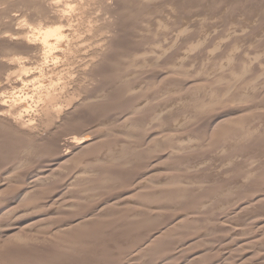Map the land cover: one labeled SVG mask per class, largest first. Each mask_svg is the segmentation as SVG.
Here are the masks:
<instances>
[{"label":"bare ground","instance_id":"bare-ground-1","mask_svg":"<svg viewBox=\"0 0 264 264\" xmlns=\"http://www.w3.org/2000/svg\"><path fill=\"white\" fill-rule=\"evenodd\" d=\"M236 4L237 6L241 4L240 8L237 7ZM27 10L31 11V13L29 12L30 15L25 14L26 17H24V12L22 13L20 11L27 12ZM230 11H234L233 14H235L236 11L237 14L233 15ZM27 16L31 18L30 21ZM32 19L39 20L37 22L33 21V23L31 22ZM147 22L151 25L153 24L154 27L150 26L151 28H149ZM0 23H2V27L0 28V134L8 135L6 137L14 139L17 144V153L13 150L17 157L13 155V153L12 155L9 153V155L5 154L7 155L6 157L0 158V192H2L0 195H3V191L10 190L14 180L16 182L20 177L18 174H15L16 167L12 168V166H7V164L9 165L12 161L17 165L20 163L19 165L21 168L26 166L30 167L29 173H26L29 177L28 189H36L39 185L45 183L42 181L45 180L47 182V179L49 180L52 176L54 178L55 174H58V172L61 174V171H65L66 169H69V171L66 170L68 172L71 170L73 172L72 174H74L70 176L68 174V177H66L67 175L64 173L65 178L68 179L69 185H71H67L69 188L71 187V189L70 193L67 191L66 193H69L70 196L74 191L77 192V190L85 188L88 185H86L88 180L86 178H82V180L79 179L82 175L81 173L89 172V170L92 171L91 169L95 166L96 159H99L98 157L102 154L106 155V153L103 152L99 155L100 151L109 150V147L113 145L122 150L126 146V140L131 139L128 137H131L130 128V131H128V127L125 128L122 126L125 124L119 125L123 120L122 118L120 122L118 120L120 128L117 127V124V126H115V128H118H116V134V130H111L112 127H108L111 128L109 129L111 131H109L107 125L105 126L106 130L109 132L108 134L107 131L105 133L110 136V138H108L106 134L102 136V134H104L103 130L102 134H100L101 132L97 133L99 131H97V128L101 126L100 124L96 125L97 121H95V119L97 118L95 117L97 113L103 114L102 116L104 117V115L110 114V112H108L109 109L117 107L119 111L115 113L119 114L114 113V115L122 116L121 114L126 113L125 111L128 110V107H137V102L134 103V101L143 93L144 88H147L146 84H152V82L154 83L156 81L154 83L155 85L158 81H161V85L159 86H162L160 89V91L162 90L160 92L161 94L150 96L151 98L149 101L151 100L154 104L158 103V105L164 103L162 105H166L167 107H179L180 111H186L189 107H198L200 105L199 100H197L198 102L196 101V98L198 99V97H201L198 96L200 92L197 93V91H200L202 88V90L205 88L207 89V87L211 88L207 86L208 81H210L209 85H211L212 81L216 79V75L214 74H218L219 77L222 74L220 71L217 72L218 69H221V71L223 69L222 67L227 69L228 66L226 65H229L228 63H233L232 65L236 64L234 67H237V64L241 66L240 63H244L245 60L247 61V59L249 60V58L252 57H255V59L261 58L260 60L264 61V0H0ZM168 34L171 35V38L164 39V37H168ZM156 36L158 38L160 36V39ZM162 49H165L167 52L172 49V55L166 54L167 52H162ZM241 52H243V54L247 52V56L248 53L250 56L253 54V56H248L249 58H247V56H245L246 54L244 57L241 55ZM246 64L247 63H244V66L247 67L248 65ZM250 67L248 66V69ZM225 69L223 71H225ZM248 72L250 74V71ZM175 74H178V76H180L179 74L183 76H188L189 74L193 75L188 78H182L181 76V78H177ZM212 75L215 76L214 79ZM222 76L225 78L223 74L221 77ZM224 78H220V80L222 79L221 81H223ZM228 78H226V80ZM217 79L215 81L216 83ZM219 82L220 81H218V83ZM215 84L211 86L214 88L217 85ZM220 84L221 83H219V85ZM219 85L217 88L222 90ZM213 88H211V91ZM214 89H216V87ZM220 89H217L218 91L214 90L213 92H218L219 94ZM227 89H229V87ZM224 90H226V88H224L223 91ZM209 93L211 92L209 91L206 95ZM221 93L223 94L224 92L221 91L220 94ZM255 94L253 96L254 98L258 99L261 97L258 96L259 94H256L257 96L255 97ZM206 95H204V97ZM262 96H264V94ZM200 100H202V98ZM200 103L202 102L200 101ZM228 105L229 104H227L226 107L230 106ZM202 106L199 107L201 108ZM102 107H104L103 110H106L105 112L108 113L105 114L103 110L104 113H102L101 110H99ZM106 107H109V109L107 108V110ZM120 107H124L123 109L126 107L127 109L121 113ZM117 108L116 110H118ZM116 110L113 109L111 112ZM229 110L227 108L225 111L216 112V114L213 113L210 117L206 113L208 119L206 121L202 120L201 122L203 124H201V126L205 125V128L210 132H219L227 127L228 119L230 120L232 118L231 114H233V112ZM205 112H207V110ZM212 112L213 109L211 113ZM40 115H44L45 119L39 121L37 117ZM101 115H98L99 119L102 117ZM229 116H231V118H228ZM106 117L108 119V116ZM118 117L116 118L118 119ZM113 118L116 120L115 123H117V119L114 116L112 119ZM254 120L253 123L256 124L257 128L259 127L264 130V120L260 119L255 122ZM110 122L112 121H109V123ZM99 123L101 122L99 121ZM104 123L106 124L108 122L104 120ZM113 123H111L110 126ZM132 124L133 123H131V125ZM139 130H141V128L138 129V131ZM144 131L146 132V130ZM180 133H182V131ZM231 134L240 139L243 132L237 130L233 131ZM111 135H113V137ZM105 136H107V138ZM3 137L6 139L5 136ZM153 138H155V136ZM105 140H107V142ZM111 140L113 142L112 146H110L111 143L109 144ZM12 141L10 142L12 143ZM13 145H15V143ZM112 148L114 149V147ZM183 148L184 147H182V149ZM201 148H198L199 150L197 149L199 153L197 152L196 155L207 161L209 159V152H206L207 148H205L206 150H204V148L202 150ZM42 149H46L47 151L43 150V152ZM200 150L202 151L200 152ZM110 151L111 148L108 152ZM50 154H53L54 158L51 157V159ZM105 155L104 158L106 157ZM109 156L111 155L107 157ZM176 157L177 156H175V158ZM106 158L103 160L108 161ZM172 158L174 159V157ZM149 159L150 166L144 173V176L148 175L153 182L158 184L161 182V179H163L161 177L166 176V179L169 175L172 177L175 175L173 172H176L180 167L178 160L168 161L169 163L167 162L165 165L159 167L158 165L156 166L158 163H155L158 159L157 156L154 157L153 155V157ZM203 160L200 161L204 162ZM205 163L209 164L207 162ZM12 164L14 165V163ZM106 164L108 163L105 162L103 165ZM103 165H101L102 177L104 175L107 182L113 181L108 179L114 178L119 172L118 169L113 168L114 165L113 167L112 165L103 167ZM20 166L18 167L19 169H21ZM18 168L17 170H19ZM60 169L61 171H59ZM24 170L26 169L24 168ZM172 173L173 175H171ZM79 174H81L80 177L78 176ZM55 177L57 178V176ZM83 179L87 181L85 182ZM225 179L226 178H224V180ZM106 180L104 182H106ZM149 180L150 179H148V181ZM50 182H53V184L56 183L54 180ZM102 182V180H100V182L98 181L96 187L100 186L99 184H105H102ZM91 183L93 184L92 181ZM91 183L89 184V189L92 190L93 187V189H95V186L91 185ZM94 184L96 185L95 182ZM262 184V186H264V179ZM59 188L60 186H57V190L62 189ZM138 190L139 189L136 191ZM17 191H19V188L14 192ZM140 191L142 192V190H139V192ZM7 193L12 195L13 189L11 193H9V191ZM7 193H4L5 197L2 196V198H7ZM31 194L33 195V193ZM16 195H18V193ZM72 195H74V193ZM240 211H242V209ZM163 224L162 222V225ZM170 229L172 228L166 225L161 231L159 230L160 233H158V238L159 236L161 239L164 237L166 238ZM176 229L177 228H175V230ZM80 259L81 258L77 256L74 261L77 263L81 261Z\"/></svg>","mask_w":264,"mask_h":264},{"label":"rangeland","instance_id":"rangeland-1","mask_svg":"<svg viewBox=\"0 0 264 264\" xmlns=\"http://www.w3.org/2000/svg\"><path fill=\"white\" fill-rule=\"evenodd\" d=\"M240 5L237 6L236 4L239 8ZM20 12H24V17H26L25 14L30 15L31 13L29 10H27V12ZM230 13L233 14L234 11H230ZM236 14L237 12L235 11L233 15ZM28 17L29 16H27V18ZM28 20L30 21L31 18L29 17ZM38 20L39 19H32L31 22H37ZM147 23L149 28L154 27L153 24ZM0 24L1 28L2 23ZM168 37H164V39H170L171 35L168 34ZM158 39H160V36ZM164 50L165 49H162V52L166 53L167 51ZM170 50L166 54L172 55V49ZM245 54L241 52V55L244 56ZM245 56H247V54ZM248 56L251 57L253 54L250 56L248 53ZM248 56L247 58H249ZM260 59L252 57L249 58V60L247 59L248 62L246 60L244 61V63H247L246 65L249 67L251 66L249 68L251 70L248 69V66H244V63H240L241 66L237 64V67H234L236 64L232 65L233 63H228L229 65H226L228 66L227 69L222 67V71L225 69L223 72L221 69H218L217 72L220 71L224 76L228 75L224 78L223 76L221 77L222 74L220 77L218 74H214L216 75V79L218 78L219 80L217 79L216 83L215 79L212 81L211 85L216 83V89L209 85L210 81H208L207 86L213 88L212 91L209 87H207V89L205 88V91L202 90V87V89L200 88L201 90L199 89L200 91H197V93L200 92L198 96L201 97H198V99L196 98V101L199 100V106L206 103L204 104L205 106L203 105L205 108L203 106L201 108L199 106L191 107L192 109L189 107L190 109L187 108L186 111H188L186 112L184 110L180 111L179 107H167L166 105H162L164 103L158 105V103H152L151 100L150 102L149 99L152 96L162 91H160L162 86H159L161 85V81L157 82L160 84L156 83L154 85L155 81L154 83L152 82V84L146 82L148 83L146 86L149 88L147 89L145 87L143 93L134 101V103L137 102V107H128L127 111H125V109H127L126 107L125 109H123L124 107H120L121 113H123V111L126 112L121 114L122 116L118 115V117L114 115L115 112L119 111L117 107H113L114 110H116V108L118 109L112 111L113 113L111 112L113 109L106 107V109H109L107 110L110 114L105 112L106 110H103L104 107L99 109L102 113L105 112V114H108L103 117V114L97 113L95 117L97 118L95 119V121H97L96 125H101L99 126L100 128H97V131L99 130L97 133L101 132L100 134H102L104 131V134H102V136H104L106 134L105 132L107 131L108 134V130L111 129L108 127H112L111 130H116V134L117 129L120 128L119 125L125 124L122 126L125 128L128 127V131L131 130V137L128 136L131 139L128 138L129 140H126V146L121 150L112 144L114 140L111 138L113 142L111 140L109 144L111 143L110 146L113 145L112 147H114V149L109 147V150L111 148L110 152H108V149L100 151L99 155H101V152L106 153V155L102 154L98 157L99 159H96L95 166L91 169L92 171L89 170V172H83L84 174L81 173L82 175H78L79 177L81 175L80 178L78 177L79 179L82 180V178H86L89 182L83 179V181H87L86 185L88 184V187L86 186L81 190H77V192L72 191L74 195H72L73 193L71 192L72 194L69 196L71 187L69 188L67 186L69 183L68 179L65 178V175L68 177V174L70 176L73 173L71 170L68 172L69 169H66L68 171H61L60 169L59 171H61V174L60 172L55 174L57 178L55 176L53 178L52 176L49 180L47 179V182L45 180L42 181L45 183L41 182L42 184L40 183L41 185L36 189L32 190L29 188L32 190L30 191L28 189L29 177L26 174L29 173L30 167L26 166L24 167L26 170H24L18 162L21 168L19 169V166L14 161H12L14 165L12 163H9V165L7 164L8 167H16L15 174H18L20 177L18 181L15 182L14 180L13 182V188L11 187L10 189L11 192L13 189V193H11L10 190H6L3 191V195H0V264H264V186H262V181L264 179V130L259 127L257 128L256 124L253 123L254 119V122L260 119L264 120V96H262L264 94V89H262L264 88V61ZM229 68L233 69L230 71ZM248 71H250V74ZM175 75L177 78H188L193 74H189L188 76L179 74L181 77L178 76V74ZM214 75H212L213 79L215 78ZM220 78H224L223 81H221L222 79L220 80ZM226 78L228 79L226 80ZM218 81H220V85ZM218 85L222 90L217 88ZM226 86H228L229 89H227L228 87ZM224 88H226V90L223 91ZM217 89H220L219 91L224 93L220 94L219 92L218 94V92H213L214 90L218 91ZM207 90L211 92L208 95H206L209 92ZM254 92L259 94L258 96L262 98H254ZM256 94L255 97L257 96ZM204 95L207 97H204ZM201 98L202 100H200ZM200 101L203 104L200 103ZM227 104L231 107L229 105V107H226ZM227 108L228 110L230 109L233 114H231L232 118L231 116L228 117L231 118L230 120L227 118V127L220 130L221 133L220 131L217 133L210 132L205 128V125L201 126V124H203L201 121H206L208 119L207 114L210 117L213 113L216 114V112L225 111ZM203 109L205 111L207 110V112ZM212 109L213 112L211 113ZM98 115H101L103 118L100 117V119L102 118L100 120ZM106 116H108V119ZM113 116L115 118L118 117V119L116 118L117 123H115L116 120L114 118L112 119ZM37 118L41 121L45 119V116L40 115ZM121 118L127 121L124 120L123 122ZM104 120L108 123L105 124ZM118 120L119 122L122 120V122L119 124ZM99 121L101 123H99ZM109 121L112 122L109 123ZM111 123L113 124L110 126ZM131 123L133 124L131 125ZM116 124L119 125L117 126ZM106 125L108 130H106ZM115 126L118 128L116 127V129ZM140 128L141 130L138 131ZM144 130H146V132ZM237 130L243 132L242 138L240 137V139L231 134L233 131ZM181 131L182 133H180ZM162 133L165 134L163 135ZM2 135L3 134H0V140L2 139V142L0 141V158L6 157L7 155L5 154L9 155V153H11L10 155H12V153L16 155V141L11 138L9 139V137L7 138L6 136L8 135L6 134L3 135L6 139ZM107 136L105 137L107 138ZM111 136L113 137V135ZM152 136H155V138ZM108 138H110V136H108ZM10 141H12V143ZM105 141L107 142V140ZM14 143L16 147L13 145ZM182 147L184 148L182 149ZM201 147H203L204 150L207 148L206 152H209V159H206L207 161L196 155L197 152L199 153L198 150ZM203 148L201 149L203 150ZM43 150L45 151L46 149H42V151ZM202 150H200V152ZM104 155L106 157L111 155L107 158L105 157L108 161H104ZM153 155L154 157H158L159 160L157 159L155 163H158L156 166L158 165L159 167L165 165L168 161L178 160L180 167L176 172H173L175 175H173V173L171 174L174 177L170 175L167 176V179L166 176L161 177L164 181L161 179V182L158 184L153 182L148 175L144 176V173L150 166L149 158H152ZM174 155L177 156V159ZM53 156V154H50V158H54ZM172 157H174V159ZM105 162L108 163L106 164L108 167L111 165L113 167L114 165L113 168L119 171L114 178L108 179L113 180L108 181L109 183L104 178V175L102 177L101 174V165L105 164ZM106 165H103V167ZM17 168L21 171L17 170ZM62 168L65 169L64 167ZM64 173L66 174L64 175ZM101 177L106 180L107 184ZM224 178L227 180H224ZM55 179H58L59 182ZM148 179H150V182ZM53 180L56 183L53 184V182H50ZM100 180L103 181L102 184H105L101 185L98 183L100 185L98 188L96 186L97 182H100ZM231 180L236 183H233ZM90 183L95 186V189H93L94 187L92 190L89 189ZM56 185L60 186L62 189L59 188L60 190H57ZM18 188L19 191L14 192L18 190ZM137 189L142 190V192H139V190L136 191ZM8 191L12 195L8 194ZM66 191L69 193H66ZM4 193L8 194L6 195L8 199L2 198V196L5 197ZM17 193L18 195H16ZM31 193H33V195ZM53 199L56 200L54 201ZM241 209L242 211H240ZM162 222L164 223L163 225H168L172 229H170L166 238L163 236L164 238L162 237L163 239H161L159 236V239L158 233L165 227L162 225ZM175 228L177 229L175 230ZM77 256L81 258V261L76 263L74 260Z\"/></svg>","mask_w":264,"mask_h":264}]
</instances>
